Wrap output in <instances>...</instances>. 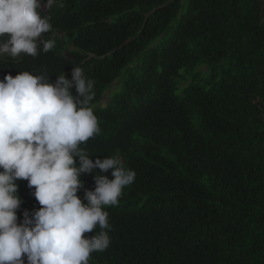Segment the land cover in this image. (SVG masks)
Returning a JSON list of instances; mask_svg holds the SVG:
<instances>
[{
  "label": "trees",
  "instance_id": "1",
  "mask_svg": "<svg viewBox=\"0 0 264 264\" xmlns=\"http://www.w3.org/2000/svg\"><path fill=\"white\" fill-rule=\"evenodd\" d=\"M41 15L55 47L0 56V80L83 68L101 132L80 147L136 173L89 264H264V0H63ZM16 183L21 223L40 205Z\"/></svg>",
  "mask_w": 264,
  "mask_h": 264
},
{
  "label": "clouds",
  "instance_id": "2",
  "mask_svg": "<svg viewBox=\"0 0 264 264\" xmlns=\"http://www.w3.org/2000/svg\"><path fill=\"white\" fill-rule=\"evenodd\" d=\"M54 5L63 0H0V56L53 49L54 39H41L52 25L40 10ZM93 87L77 66L71 79L20 71L0 80V264H25V257L27 264H89L92 253L109 247L105 209L119 204L136 173L117 157L93 161L80 147L101 132ZM109 170L112 179L100 174ZM86 173H95V188L82 200L77 193ZM17 180H27L40 205L31 214L26 209L21 223Z\"/></svg>",
  "mask_w": 264,
  "mask_h": 264
},
{
  "label": "rangeland",
  "instance_id": "3",
  "mask_svg": "<svg viewBox=\"0 0 264 264\" xmlns=\"http://www.w3.org/2000/svg\"><path fill=\"white\" fill-rule=\"evenodd\" d=\"M42 2H43V0H42ZM40 11H41V13H47V12H48V9H47V8H43V9H41ZM56 33H57L58 36L61 35L60 32H56ZM41 39L44 40L43 36L41 37ZM68 47H69V48H73L70 44H68ZM201 69L205 70L206 68H205V67H202ZM116 84H117V83H114V84L112 85V87H111L110 89L107 90V93L105 94V96H104L103 99H102V102H101L102 105H104L105 103L109 102L108 94H110V93L115 89V85H116Z\"/></svg>",
  "mask_w": 264,
  "mask_h": 264
}]
</instances>
